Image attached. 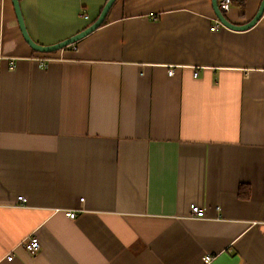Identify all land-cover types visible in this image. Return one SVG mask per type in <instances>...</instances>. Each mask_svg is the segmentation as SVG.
Instances as JSON below:
<instances>
[{"label": "crops", "instance_id": "1", "mask_svg": "<svg viewBox=\"0 0 264 264\" xmlns=\"http://www.w3.org/2000/svg\"><path fill=\"white\" fill-rule=\"evenodd\" d=\"M107 1L19 5L50 46ZM106 20L46 55L0 0V264H264V14L213 31L212 0H117Z\"/></svg>", "mask_w": 264, "mask_h": 264}, {"label": "water", "instance_id": "2", "mask_svg": "<svg viewBox=\"0 0 264 264\" xmlns=\"http://www.w3.org/2000/svg\"><path fill=\"white\" fill-rule=\"evenodd\" d=\"M116 1L117 0H108L107 3L105 4L104 8L100 12L98 18L89 27H87L85 30H83L81 33H79V34H77V35H75V36H73L67 40L59 42L57 44L50 45V46H43V45H40V44L34 42L33 39L31 38V36L29 35L27 28H26V25H25V22H24V19H23V16H22V13H21L19 0H12L13 6L15 8L17 20L19 23V27H20V30H21V33H22V36H23L25 42L31 47V49L33 51H35L37 53H41V54H52V53L58 52L60 50H63L69 46H72V45L78 43L82 39L86 38L87 36H89L90 34L95 32L106 21L108 14H109L110 10L112 9V7L114 6V4L116 3ZM212 5H213L215 15H216L217 19L219 20V22L224 27H226L227 29L234 30V31H247V30L251 29L261 19V17L264 14V0H262L257 14L255 15V17L250 22H248L244 25H236V24L231 23L228 20V18L225 16V14L223 12H221V10L218 6V0H212Z\"/></svg>", "mask_w": 264, "mask_h": 264}, {"label": "built area", "instance_id": "3", "mask_svg": "<svg viewBox=\"0 0 264 264\" xmlns=\"http://www.w3.org/2000/svg\"><path fill=\"white\" fill-rule=\"evenodd\" d=\"M218 6L221 10V12H223L224 14L228 13L233 7L234 5L232 4L231 0H218ZM85 18L87 19L88 17L85 16ZM224 28V26L219 22V20L215 21V24L212 26V30L213 31H219L221 28ZM47 55V54H46ZM41 61V65L43 67H46V62H48L50 60V58L47 57H42L39 58ZM174 70L171 69L169 70V75H173ZM19 202H23L25 203L26 200L23 197L19 198ZM66 215L70 218H74L75 217V213L74 212H67ZM190 215L193 218H198V219H203L205 218L206 214H205V210L203 208H201L198 205H192L190 206ZM25 250L31 255L34 256L36 255L39 251H40V244L39 241L37 240L36 237H29L27 238L25 244H24ZM8 261H12L13 260V256L10 255L7 258ZM211 260L210 257L206 258V262H209Z\"/></svg>", "mask_w": 264, "mask_h": 264}, {"label": "trees", "instance_id": "4", "mask_svg": "<svg viewBox=\"0 0 264 264\" xmlns=\"http://www.w3.org/2000/svg\"><path fill=\"white\" fill-rule=\"evenodd\" d=\"M231 2H232L233 5H237V6L241 7V8H244L246 6V0H231ZM106 21L103 23V25L106 23ZM243 189H244V187L241 186L240 187L239 196L243 197V198H246V199H249L250 196H251L250 189L247 188L246 192L242 191Z\"/></svg>", "mask_w": 264, "mask_h": 264}]
</instances>
